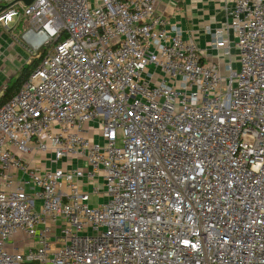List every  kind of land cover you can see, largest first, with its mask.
Masks as SVG:
<instances>
[{
  "label": "built area",
  "instance_id": "2783aa9c",
  "mask_svg": "<svg viewBox=\"0 0 264 264\" xmlns=\"http://www.w3.org/2000/svg\"><path fill=\"white\" fill-rule=\"evenodd\" d=\"M4 2L39 62L0 106V264H264V0L225 73L155 0Z\"/></svg>",
  "mask_w": 264,
  "mask_h": 264
},
{
  "label": "crops",
  "instance_id": "0c3cea01",
  "mask_svg": "<svg viewBox=\"0 0 264 264\" xmlns=\"http://www.w3.org/2000/svg\"><path fill=\"white\" fill-rule=\"evenodd\" d=\"M10 1L15 0H5L3 4ZM232 5L233 0H155L156 10L166 17L168 23L179 26L183 37L196 43L203 60L217 63L223 73L226 72L228 64L233 68L238 67L234 49L231 56H228L224 54L223 48L213 45L217 38L227 39V43L236 41L233 30L228 26V11ZM22 28L23 26L18 24H12L10 31L0 27V57L5 58V62L0 65V78H10L13 74L12 64L20 66L31 58L30 52L20 41L15 40L18 39ZM34 163L39 168H45L48 166L46 155H37Z\"/></svg>",
  "mask_w": 264,
  "mask_h": 264
},
{
  "label": "rangeland",
  "instance_id": "374dc122",
  "mask_svg": "<svg viewBox=\"0 0 264 264\" xmlns=\"http://www.w3.org/2000/svg\"><path fill=\"white\" fill-rule=\"evenodd\" d=\"M4 62H5V58L0 57V65H2ZM25 63H27V61ZM22 66L23 65L19 66L18 64L17 65L12 64L11 65V71L13 72V74L10 78H12L13 76H16L20 72ZM10 78L7 79V77H5V76L3 78H0V95L2 94L4 88L7 86V83H8ZM90 126L93 127L92 134L95 136H98L97 128L99 127V125H98L97 121L96 120L92 121L90 123ZM74 164L79 165V158L74 157V159H72L70 163H66L65 161L62 160L61 162H59L58 165L66 168L67 166L70 167ZM87 167H88V165H86V163L84 162V168L86 169ZM91 181H92L91 184L95 183L99 187L98 193H96L93 196L92 201L93 202H98L99 200L103 201L104 197H103L102 193H103L104 189L102 187V175H101V173L95 172L93 174V176L91 177ZM88 188H89L88 185H84V190H88Z\"/></svg>",
  "mask_w": 264,
  "mask_h": 264
},
{
  "label": "trees",
  "instance_id": "16d2710c",
  "mask_svg": "<svg viewBox=\"0 0 264 264\" xmlns=\"http://www.w3.org/2000/svg\"><path fill=\"white\" fill-rule=\"evenodd\" d=\"M39 62L38 57L31 58L27 63L23 64L20 72L9 79L7 86L0 95V106L9 99L20 87L21 83L28 77Z\"/></svg>",
  "mask_w": 264,
  "mask_h": 264
},
{
  "label": "water",
  "instance_id": "95a60500",
  "mask_svg": "<svg viewBox=\"0 0 264 264\" xmlns=\"http://www.w3.org/2000/svg\"><path fill=\"white\" fill-rule=\"evenodd\" d=\"M15 1H20L23 4H29L32 0H27V1H24V0H15Z\"/></svg>",
  "mask_w": 264,
  "mask_h": 264
}]
</instances>
